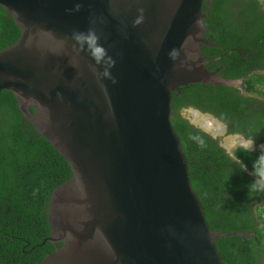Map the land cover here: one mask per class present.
<instances>
[{
	"label": "water",
	"instance_id": "water-1",
	"mask_svg": "<svg viewBox=\"0 0 264 264\" xmlns=\"http://www.w3.org/2000/svg\"><path fill=\"white\" fill-rule=\"evenodd\" d=\"M210 3L0 0L20 31L0 50V92L72 172L40 264H223L215 241L249 236L210 229L171 123L182 87L239 83L206 68Z\"/></svg>",
	"mask_w": 264,
	"mask_h": 264
},
{
	"label": "trees",
	"instance_id": "trees-1",
	"mask_svg": "<svg viewBox=\"0 0 264 264\" xmlns=\"http://www.w3.org/2000/svg\"><path fill=\"white\" fill-rule=\"evenodd\" d=\"M210 4L209 8L203 4L202 9L208 13L204 19L205 34L218 45L215 54L240 49L239 57L228 63L223 76L244 78L248 93L264 97V0H211ZM19 35L11 15L0 6V50L14 43ZM208 47L203 55L210 51ZM232 55L237 56L236 50ZM187 87H182L181 97L176 92L172 94L171 123L187 159L192 188L211 230L249 234L218 238L215 245L221 260L223 264H264V207L257 206L258 201H264V191L251 190L253 184L260 182L252 180L224 154L218 139L199 132L177 114L180 107L192 106L233 124L231 131L243 132L244 124L238 121L245 113L241 95L231 86L190 84ZM251 119L254 129L258 127L262 133L264 116ZM198 132L204 136L205 148L189 139ZM233 154L249 171L264 178V170L254 167L264 151L236 147ZM71 175L64 157L22 116L14 95L2 90L0 264H40L55 250V245L47 240L48 205L52 191Z\"/></svg>",
	"mask_w": 264,
	"mask_h": 264
},
{
	"label": "flooded vegetation",
	"instance_id": "flooded-vegetation-1",
	"mask_svg": "<svg viewBox=\"0 0 264 264\" xmlns=\"http://www.w3.org/2000/svg\"><path fill=\"white\" fill-rule=\"evenodd\" d=\"M204 36L207 39V42L210 43V46L208 47L210 51H208L206 55H203V51L205 50V47H207V46L201 47L202 56L204 58V61L207 63L206 68L211 72H215L216 74L223 76L224 72L228 70V63L231 61H235L237 59V57H239L240 49L234 48V49H230V50L223 52V53L215 54L214 50H215V48H218V45L216 43L212 42L211 36H206V34H204ZM233 50H236L237 56L232 55ZM224 58L227 59V62L223 61ZM245 59H247V57H245ZM233 80H236L239 83H238V85L231 86V87L235 89V91L237 92L238 95H241V98H242L243 103H244V107H242V108L245 110V113L242 114L240 117V120H238L239 122H242L244 124L245 129L243 132L242 131H240V132L231 131L230 128L233 126V124L221 121L219 118H217L212 113L202 112L201 110L196 109L192 106L180 107L177 114L179 115L180 118L185 119L187 121V123L189 125H191L193 128H195L197 130L203 129L204 130L203 133H207V135H209L213 139H218L219 143L221 141L223 143V145H220V144L219 145L223 148L224 154L227 157H230L229 154H233L235 148L237 147V141L241 138V136L234 135V133L242 134L243 138H251V137H249V135H252L254 138H257V137L262 138V140L260 142H258V139H256V140L254 139L255 140L254 150H250V151H252V152L264 151V130L262 133H260V131L258 130V127H256V129H254V126L252 124V119H251L254 116L258 117V115H260V114H262L264 116V97H262L258 94H255V93H252V94L248 93L245 90L244 78H242V79L238 78V79H233ZM186 89H188V87ZM176 94L178 95V97H181L182 96V88L180 89L179 93H176ZM174 102H176V101L174 100ZM192 110L200 111V113H202L204 116H207V117H204V120H207V122L210 121L212 126L209 125V126H211L209 128L208 123H207L208 127H205V126L195 122L194 121L195 115H194V112H192ZM183 111L186 112L185 115L182 113ZM249 112H251V113H249ZM211 118L218 120V122L221 124V129L219 128V130H218L217 124L214 123L213 121H211ZM191 120H193L197 124H194L193 122H191ZM225 125H226V127H225ZM205 128L208 129V132ZM210 130H213L214 131L213 134H215L216 136H214L210 132ZM216 132H218V133H216ZM217 136H219L220 139H219V137L217 138ZM229 137H230V139H229ZM245 173L247 174V176L251 177L252 180L260 182V183H264V178L259 177L257 174L252 173L248 169H247V171H245ZM251 190L254 193L256 192L252 188H251ZM260 205H261V207H264V201H262V202L258 201L257 206H260ZM252 207L254 208L255 204H253Z\"/></svg>",
	"mask_w": 264,
	"mask_h": 264
},
{
	"label": "clouds",
	"instance_id": "clouds-1",
	"mask_svg": "<svg viewBox=\"0 0 264 264\" xmlns=\"http://www.w3.org/2000/svg\"><path fill=\"white\" fill-rule=\"evenodd\" d=\"M203 131H204L203 129H199V132H203ZM199 132L197 134L190 135L189 139L197 143L201 148H205L207 146V143L204 139V136L199 135ZM205 135H207V133H205ZM234 135L241 136V138L237 141V147L239 149L249 150V151L254 150L255 140L253 138H243L242 134L240 133H234ZM229 155L232 160H234L237 164L241 166L242 171H247V166L244 165L243 162L239 160V158L236 155L234 154H229ZM254 167L260 170H264V155H261V157L257 160L256 164L254 165ZM252 189L254 191H264V183L253 184Z\"/></svg>",
	"mask_w": 264,
	"mask_h": 264
},
{
	"label": "bare ground",
	"instance_id": "bare-ground-1",
	"mask_svg": "<svg viewBox=\"0 0 264 264\" xmlns=\"http://www.w3.org/2000/svg\"><path fill=\"white\" fill-rule=\"evenodd\" d=\"M12 17V16H11ZM13 44V43H12ZM201 114V115H200ZM200 114H197V113H194V115H195V117H194V121L195 122H197V123H199V124H201V125H203V126H205V127H208L209 126V124H208V126H207V124L205 125V122H204V117H206V116H204L202 113H200ZM217 128H218V130H219V126L217 125ZM228 145V144H227Z\"/></svg>",
	"mask_w": 264,
	"mask_h": 264
},
{
	"label": "rangeland",
	"instance_id": "rangeland-1",
	"mask_svg": "<svg viewBox=\"0 0 264 264\" xmlns=\"http://www.w3.org/2000/svg\"><path fill=\"white\" fill-rule=\"evenodd\" d=\"M182 113H183L184 115L186 114V112H184V111H183ZM206 117H207V116H206ZM205 121H206V122H205ZM204 122H205V124L208 123L209 125H211V122H210V121L207 122V120H204ZM214 125H215V124H214ZM211 126H212V125H211ZM211 126H209V128H210ZM210 132L213 133L214 131H213V130H210ZM216 133H218V132H216ZM218 137H219V136H217V138H218ZM219 139H220V137H219Z\"/></svg>",
	"mask_w": 264,
	"mask_h": 264
}]
</instances>
